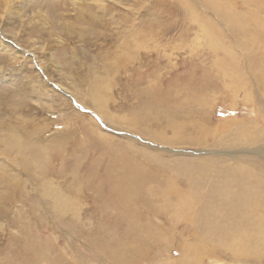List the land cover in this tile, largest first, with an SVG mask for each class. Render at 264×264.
<instances>
[{
    "label": "rangeland",
    "instance_id": "obj_1",
    "mask_svg": "<svg viewBox=\"0 0 264 264\" xmlns=\"http://www.w3.org/2000/svg\"><path fill=\"white\" fill-rule=\"evenodd\" d=\"M94 1L0 0V42L14 50L0 52V264H119V254L129 264L138 248L133 264H177L203 241L194 240L198 218L179 219V206L199 208L205 191L209 199L243 158L259 177L250 184H264V0H223L241 18L237 24L206 0H103L104 11ZM248 11L257 14L256 31ZM204 22L216 37L202 36ZM133 35L140 48L130 43ZM123 41L134 50L117 67ZM92 80L108 98L104 119L88 98ZM164 107L171 112L160 113ZM246 125L247 137L238 130ZM245 137L255 145L238 142ZM43 183L59 202L42 192ZM162 191L169 197L162 199Z\"/></svg>",
    "mask_w": 264,
    "mask_h": 264
},
{
    "label": "bare ground",
    "instance_id": "obj_2",
    "mask_svg": "<svg viewBox=\"0 0 264 264\" xmlns=\"http://www.w3.org/2000/svg\"><path fill=\"white\" fill-rule=\"evenodd\" d=\"M98 6V8L97 9H102L103 11L105 10L104 9V1L103 0H95L94 1ZM206 3L209 5V7L211 6V7H213V8H217L219 11H222L223 12V15L225 14L227 17V19H226V21H233V22H235L236 24L238 23V20L239 19H241V18H239L238 19V16H237V14L236 13H234V12H232L231 10H229V9H226L224 6H223V0H206ZM206 4V5H207ZM96 7V6H95ZM218 11V13H220ZM250 12H252V13H250L249 14V11H248V14L250 15L249 16V19H250V21H251V24H252V26H253V31H256V27H257V14L256 13H254L253 11H250ZM247 14V15H248ZM192 15V14H191ZM221 15V14H220ZM246 16V15H245ZM194 20H196V17L194 18L193 16H191ZM191 18V19H192ZM247 18V17H246ZM36 19V18H35ZM243 19V18H242ZM207 20V19H206ZM245 20V19H244ZM204 21V20H203ZM208 21V20H207ZM210 21V20H209ZM212 21V20H211ZM240 21V20H239ZM196 22V21H195ZM248 22V21H247ZM207 24V23H206ZM205 24V22L204 23H201L200 24V28H201V34H202V36L203 35H206V36H208V37H212V25L211 24H209V25H206ZM243 25H245V24H243ZM250 27V26H249ZM251 28V27H250ZM232 29V28H231ZM245 29H247V27H245ZM242 30V29H241ZM249 31H250V33H249V35H251V30L250 29H248ZM234 32V31H233ZM236 32H237V30H236ZM241 32V31H240ZM140 34V33H139ZM215 34V33H214ZM213 34V36H215L216 37V35H214ZM219 34V33H218ZM239 34V33H238ZM121 35V34H120ZM123 35V34H122ZM240 35V34H239ZM241 36V35H240ZM252 36V35H251ZM122 37V36H121ZM215 37H213V38H215ZM242 37V36H241ZM246 37V36H245ZM119 38V37H118ZM213 38H211V39H213ZM120 39V38H119ZM118 40V39H117ZM129 40V39H128ZM131 41H130V43H132V45H133V47L135 48V49H137V46H138V44H139V41H140V39L137 37V36H132L131 37V39H130ZM222 39H220V40H217L218 41V43H219V41H221ZM126 41V40H125ZM125 41H123L122 43H121V45L123 46V49L120 51V54H121V56L119 57V58H116V56H114L115 57V59H114V62L116 63V66L118 67L119 65L118 64H121V63H118L117 64V62H124V61H127L128 59L130 60V57H132L131 56V52H132V50H134V49H132L131 48V52H130V48L125 44ZM216 41V42H217ZM241 41V40H240ZM244 41V40H243ZM250 41V40H249ZM129 42V41H128ZM213 42L215 43V41L213 40ZM246 41H244V43H245ZM248 42V41H247ZM127 43V42H126ZM220 43H223V41L222 42H220ZM241 43V42H240ZM228 44V43H227ZM213 46H214V44H212ZM216 45V44H215ZM139 46H141V44L139 45ZM138 46V48H140ZM220 46V45H219ZM222 46H224V44H222ZM225 46H227V45H225ZM225 46H224V49H225ZM241 46V45H240ZM118 47V46H117ZM119 47H120V44H119ZM215 47V46H214ZM242 47H243V45H242ZM241 47V48H242ZM253 42L252 43H250L249 44V55L252 57H254V55H253ZM141 50V49H140ZM246 50V49H245ZM12 51H14L13 49H11V48H9V46L7 45V44H5V43H3V42H0V52H9V53H11ZM241 51V50H240ZM243 51V50H242ZM248 52H246V53H248ZM133 53V52H132ZM2 54V53H1ZM139 54H140V52H139ZM113 57V58H114ZM249 57V56H248ZM250 57V58H251ZM249 59V58H248ZM24 60L25 61H27L25 58H24ZM253 61V60H252ZM249 64V63H248ZM252 64H254V63H252ZM251 64V65H252ZM105 65V64H104ZM103 65V66H104ZM114 65V64H113ZM105 67V66H104ZM250 68V67H249ZM251 68H253V67H251ZM95 70L96 69H94V77L95 76H98L99 74H100V71L98 72H95ZM106 71V70H105ZM249 71H250V69H249ZM251 72H255V70L253 71V70H251ZM263 73H264V71H263ZM103 74V73H102ZM105 74H107V73H105ZM108 75V74H107ZM97 78H99V77H97ZM101 78V77H100ZM99 78V79H100ZM104 79V78H103ZM106 79V78H105ZM262 79L264 80V75L262 76ZM261 79V85L263 84V80ZM102 80V79H101ZM110 81H111V79H109ZM109 80H107V81H109ZM103 81H105V80H103ZM114 82V81H113ZM112 83V82H111ZM111 83H110V85H111ZM103 85V84H102ZM40 86V85H39ZM108 86V85H107ZM106 85L104 86V87H107ZM99 88H102V86L97 82V81H95V80H92V82L87 86V89H88V92H89V94H88V98L89 99H91V104L93 105V106H97V109H96V113H97V116L99 117V118H102V119H104V112H103V109H104V106H105V103H107L106 102V100H108V98L106 99V96L107 95H104V94H102V93H100V91H99ZM105 89V88H104ZM73 92H75L76 93V95L79 97V99L80 100H82V101H84V99H83V97H82V95H80V94H78L77 93V91L76 90H72ZM110 90H108V92H109ZM48 92H50V91H48ZM72 92V93H73ZM90 104V105H91ZM125 106V105H124ZM258 106H260L259 104H258ZM166 107V106H165ZM165 107H164V112H161V111H159L160 113H164V114H166L169 110H166V109H168V108H166L165 109ZM93 109V108H92ZM95 109V108H94ZM161 109V108H160ZM162 109H163V107H162ZM255 109H256V107H255ZM260 112L261 113H263V111H262V108L260 107ZM167 111V112H166ZM171 111H169V113H170ZM95 113V112H94ZM264 114V113H263ZM106 115V114H105ZM134 115V114H133ZM158 115H161V114H158ZM169 115V114H168ZM174 115H176V114H174ZM255 115V114H254ZM256 115H258L259 117H263V115L262 114H258V112H257V114ZM255 115V116H256ZM128 116V115H127ZM134 116H136V115H134ZM169 116H171V115H169ZM173 116V115H172ZM109 117H111V116H109ZM117 117V116H116ZM119 117V116H118ZM125 117V116H124ZM137 117V116H136ZM164 117V116H163ZM162 116H161V118H163ZM174 117V116H173ZM173 117H171V118H173ZM106 118V117H105ZM131 118H133L132 116H131ZM178 118H180V116L178 117ZM113 119L114 118H109V119H107V121L109 120V122L111 123V124H114L115 122L113 121ZM128 119V118H127ZM134 119V118H133ZM168 119V118H167ZM166 119V120H167ZM263 119H264V117H263ZM116 120V119H115ZM131 120V119H130ZM129 120V121H130ZM136 120V119H135ZM160 120V119H159ZM251 120H253V119H251ZM262 120V119H261ZM120 121H122V122H125L126 123V125H124V126H126V128H128V129H130V130H132L133 129V125H131L126 119H121ZM165 121V120H164ZM168 121H170V119L168 120ZM168 121H166V123H169ZM233 121H234V119H233ZM255 121V120H254ZM254 121H252L253 123H255ZM108 122V123H109ZM160 122H162V120L160 121ZM170 122H172V121H170ZM174 122V121H173ZM193 122V121H192ZM191 122V123H192ZM236 122H238V121H236ZM165 123V125L166 126H169V125H167ZM181 124H183L182 122H180ZM190 123V124H191ZM200 123V122H199ZM198 123V124H199ZM238 123H240L239 125L238 124H236V127H237V125L238 126H240L241 125V123H244V122H238ZM252 123V124H253ZM177 124H178V122H177ZM204 124V123H203ZM234 124V125H235ZM245 124V123H244ZM243 124V125H244ZM173 125V124H172ZM172 125H170L169 127H171ZM175 125V124H174ZM192 125V124H191ZM194 125V124H193ZM247 125H249V124H247ZM245 126V127H241L243 130H241L240 128L238 129L239 130V132H244L243 134H242V136H248L250 133H246V131H249V130H247V129H245L246 127H248V126ZM255 125H258L257 123H255ZM176 126V125H175ZM174 127V126H173ZM183 127V126H182ZM198 127H200V125L198 126ZM234 127V126H233ZM167 128V127H166ZM165 128V129H166ZM202 128V127H201ZM238 128V127H237ZM172 129V128H171ZM170 129V130H171ZM181 129V128H180ZM180 129L179 128H177L176 130H178V133H179V131H180ZM230 129H233L232 127H230ZM245 129V130H244ZM241 130V131H240ZM137 131V130H136ZM182 131H183V129H182ZM198 131V130H197ZM231 131V130H230ZM172 132V131H171ZM173 132H175V130L173 131ZM200 132V131H199ZM234 132H235V129H234V131H232V133H233V135L232 136H237L238 134H236V132H235V134H234ZM260 132H261V134H264V129H260ZM169 133H170V131H169ZM180 133H182L183 135L185 134V133H183V132H180ZM231 133V132H230ZM253 133V132H252ZM171 134V133H170ZM174 134V133H173ZM194 134V133H193ZM223 134H225V132H223ZM226 134H228L227 132H226ZM156 135V134H155ZM163 135V134H162ZM165 135V134H164ZM163 135V136H164ZM231 135V134H230ZM126 136V135H125ZM167 136V135H166ZM170 136V135H169ZM168 136V137H169ZM177 136V135H176ZM176 136H174V138L176 137ZM180 136V135H179ZM185 136V135H184ZM213 136H214V134H213ZM212 136V137H213ZM217 136V135H216ZM220 136V135H219ZM221 136H225V135H221ZM220 136V138H225V137H221ZM231 136V137H232ZM263 136V137H262ZM171 137V136H170ZM237 137H239V136H237ZM236 137V138H237ZM245 137V140L244 139H241V140H243L242 142H241V140H240V138H241V135H240V138H239V140H238V142H240L241 144L242 143H244V144H246V147H247V145H249L250 143H255L256 141H254V140H247V138ZM261 137H262V139L260 138V140H259V143L262 141V140H264V135H261ZM165 138V137H164ZM181 138H183V139H185L184 137H181ZM190 138V137H189ZM188 138V139H189ZM207 138H208V136H207ZM206 138V139H207ZM209 138H211L210 136H209ZM213 138H215V139H217L215 136L213 137ZM212 138V139H213ZM219 138V137H218ZM153 139V138H152ZM183 139H181V142H183ZM201 139H203L202 137H201ZM200 139V140H201ZM227 139H229L228 137H227ZM9 140V142H10V144L11 145H13V146H16L17 148H19V146H17V144H16V141H15V139H12V138H9L8 139ZM130 140V139H129ZM164 140H166V139H164ZM168 140V139H167ZM169 140H171V139H169ZM177 140H178V142H176V144L177 143H179V138H177ZM186 140H187V136H186ZM208 140V139H207ZM223 140V139H222ZM221 140V141H222ZM232 140L234 141V139L232 138ZM258 140V139H257ZM153 141H154V139H153ZM157 141V140H156ZM185 141V140H184ZM189 141H190V139H189ZM224 141V140H223ZM229 141V140H228ZM232 141V142H233ZM251 141H253V142H251ZM126 142H128L129 143V141L128 140H126ZM159 142H161V141H159ZM169 142V141H168ZM170 142H172V141H170ZM211 142H213L212 140H211ZM224 142H227L226 141V139H225V141ZM223 142V143H224ZM229 142H231V141H229ZM231 142V143H232ZM237 142V141H236ZM235 142V143H236ZM133 143V142H132ZM135 143V142H134ZM138 142H136V144H137ZM184 143V142H183ZM188 144L189 142H187V141H185V143L184 144ZM190 143H191V141H190ZM193 143V142H192ZM191 143V144H192ZM223 143H221V144H223ZM234 143V142H233ZM233 143L231 144L232 146H233ZM252 144V145H255V144ZM122 144H123V142H122ZM139 144V143H138ZM174 144V143H173ZM206 144V143H205ZM217 144V143H216ZM224 144H226V143H224ZM229 144V143H228ZM244 144H242V145H244ZM129 145H132L131 143H129L128 145H126V146H128V148L129 149H131L134 153H136L137 152V148L136 149H134V148H132V146H129ZM193 145H195V144H193ZM200 145V144H199ZM202 145V144H201ZM236 145V144H235ZM241 145V146H242ZM134 146H135V144H134ZM137 146V145H136ZM217 146V145H216ZM232 146H230V147H232ZM237 147V146H236ZM238 147H240V146H238ZM243 147H245V146H243ZM224 148L226 149V147L224 146ZM232 148H235L234 146L232 147ZM231 149V148H230ZM247 149V148H246ZM156 150V149H155ZM161 152V151H160ZM163 152V151H162ZM129 153V152H128ZM165 154V153H164ZM184 154V153H183ZM186 155H188L187 153H185L184 154V156H186ZM163 156V155H162ZM204 156V155H203ZM187 157V156H186ZM121 158V156L119 157V159ZM164 158V157H163ZM167 158V157H166ZM170 158V157H169ZM189 158V157H188ZM229 157H227V159H228ZM171 159H172V157H171ZM171 159H169L170 160V162H172L171 161ZM246 159V158H245ZM168 160V161H169ZM244 162H238V163H236V165H235V163L233 162V170H235V173H234V171L232 170V167L230 166V169L233 171V172H231V171H229V170H227L228 172L224 175V176H222V177H220L218 180H217V182L214 184V186H215V188L214 189H211L210 190V198L208 199V198H204L203 196H205V193L207 194L206 196H208L209 194L205 191V193H204V195L201 197L202 199L201 200H199V202H200V204H198V205H200L199 206V208L198 207H195L194 208V206H193V210H190V207L192 208V206H189L190 204H188L186 201V203H187V207L186 208H184V209H187V210H189V211H185L184 209H183V207L184 206H179V208H178V217H179V219H181V218H184V219H196V218H198V221H194L193 222V225H194V228H195V226L196 225H198V230L195 228V230H196V234H194L195 235V239L194 240H196L197 238H202L203 239V241H202V247H199V243L200 242H198V243H196L195 245H194V252H191V250L189 249L187 252H186V254H184V257L182 256V258H181V260H179L178 261V263L177 264H240V263H243V264H256V262L257 263H260V262H262V260H264V184H262V183H258V184H254L253 186L250 184V182H252V184H253V178H259V177H257V176H254V174L252 173L253 171H252V169L251 168H253V165L252 164H249L248 162H246L245 160H244V158L242 159ZM121 161H123V160H121ZM138 161V160H137ZM164 161V160H163ZM230 161H234V159L232 160H230ZM239 161V160H238ZM195 162V161H194ZM236 162V161H235ZM168 163V162H167ZM175 163H177V162H175ZM174 163V164H175ZM230 163V162H229ZM170 164V163H169ZM180 164V163H179ZM178 165V164H177ZM202 166H204V164H201ZM226 165V164H225ZM235 165V166H234ZM251 165V167H249ZM189 166H190V164H189ZM212 165H210V167H211ZM228 166V165H227ZM241 166V167H240ZM261 166V165H260ZM259 166V167H260ZM170 167H171V165H170ZM180 167H182L181 166V164H180ZM196 167H198L197 165H192V163H191V166H190V168H196ZM217 167H219V166H217ZM216 167V169H218ZM225 167V166H224ZM247 167V168H246ZM189 168V167H188ZM213 168H214V166H213ZM228 168V167H227ZM246 170V171H244V169ZM138 168L136 167V166H134V167H132V172H133V174L136 176L137 175V173H138V170H137ZM182 169H185V168H183L182 167ZM221 169H222V167H221ZM220 168H219V170L220 171H222ZM229 169V168H228ZM256 169H258V168H256ZM128 170V168H120V171L121 172H126ZM169 170H170V168H169ZM210 170V169H209ZM215 170V169H214ZM226 170V169H225ZM171 171V170H170ZM177 171V170H176ZM175 171V172H176ZM192 171V170H191ZM216 171V170H215ZM223 171H224V169H223ZM262 172H264V167H262V171H261V173ZM174 172H171V173H169L170 174V176H172V174H173ZM177 173V172H176ZM180 173V172H179ZM179 173H177V174H179ZM186 173V172H185ZM185 173L183 174V175H185ZM192 173V172H191ZM217 173V172H216ZM242 173H244V174H242ZM187 175L189 174V173H186ZM241 174V175H240ZM176 175V174H175ZM180 175H181V173H180ZM180 175H178L177 177H179V178H181V176ZM219 175V173H217V176ZM222 175V174H221ZM242 175H244L245 176V180H246V183H245V185L244 186H242V185H240L239 184V177L240 176H242ZM191 176V175H190ZM149 176H146V179L148 178ZM167 177V176H166ZM169 177V176H168ZM167 177V178H168ZM176 177V178H177ZM211 177H212V179H214V177L215 176H213V173H211ZM178 178V179H179ZM241 178V177H240ZM166 179V178H165ZM177 179V180H178ZM185 179V178H184ZM126 180H127V178H126ZM126 180H123L125 183H127V185H128V182L126 181ZM167 180V179H166ZM168 180H170V177H169V179ZM176 180V179H175ZM177 180H176V183H178L179 182V180H178V182H177ZM196 180V179H195ZM2 180H1V178H0V184L1 183H3V182H1ZM130 181V180H129ZM132 181V180H131ZM159 181V180H158ZM161 181V180H160ZM159 181V182H160ZM171 181V180H170ZM207 181V180H206ZM235 182H236V184H235ZM41 183V182H40ZM132 183V182H131ZM130 183V184H131ZM204 183V182H203ZM206 183H204V185H205ZM140 185V184H139ZM212 185V184H211ZM150 186V185H149ZM252 186V187H251ZM52 187V186H51ZM152 187V186H151ZM167 187V186H166ZM52 188H54V187H52ZM159 188V187H158ZM165 188V187H164ZM172 188V187H171ZM188 188V187H187ZM190 188V187H189ZM212 188V187H211ZM41 189H42V192H44V194H46L48 197H49V199H50V201L52 200L54 203H57V202H59L60 200H61V195L60 196H58L57 194H50V190L46 187V184L45 183H43V184H41ZM123 189V188H122ZM161 190H163V189H161ZM165 190H166V188H165ZM175 190V189H174ZM176 190H179V189H177L176 188ZM175 190V191H176ZM217 190V192H215ZM129 191V190H128ZM172 191V190H171ZM122 192V191H121ZM130 193V192H129ZM133 193V192H132ZM161 193V192H160ZM169 193V192H168ZM175 193V192H174ZM177 193V192H176ZM179 193V192H178ZM215 193H217L216 195H215ZM123 194V193H122ZM135 194V193H134ZM150 194V193H149ZM165 194V195H164ZM42 195V194H41ZM131 195V194H130ZM130 195H128V196H130ZM154 195V194H153ZM162 196H163V198L160 196V197H158V198H160V201H161V198L162 199H165L164 197L165 196H167L168 194H166V193H163V191H162V194H161ZM177 195V194H176ZM175 195V196H176ZM188 195V194H187ZM186 195V196H187ZM132 196V195H131ZM135 196H136V194H135ZM140 196V195H139ZM158 196V195H157ZM178 196V195H177ZM176 196V197H177ZM180 197H181V195H179ZM205 196V197H206ZM213 196H216L215 197V199L213 200ZM42 197V196H41ZM46 197V196H45ZM122 197H124V196H122ZM147 196H145V198H146ZM148 197H149V195H148ZM167 197H169V196H167ZM176 197H175V199H176ZM195 197V196H194ZM197 198H198V196H196ZM115 198V197H114ZM119 198V197H118ZM126 198V197H125ZM136 198H138V196H136ZM140 198V197H139ZM143 198V197H142ZM153 198V197H152ZM44 199H46V198H44ZM119 199H122L121 197L119 198ZM149 199H150V197H149ZM148 199V200H149ZM156 199H157V197H156ZM167 199V198H166ZM169 199H172V197L171 198H169ZM183 199V198H182ZM182 199H181V201L180 202H182ZM186 199H189L190 200V198H186ZM208 199V200H207ZM144 200V199H143ZM142 200V201H143ZM151 200V199H150ZM177 200V199H176ZM47 201H49L48 200V198H47ZM120 201V200H119ZM133 201V200H132ZM151 201H153V200H151ZM160 201L158 202V203H160ZM178 201V200H177ZM223 201H225L226 203H223ZM141 202V201H140ZM144 202V201H143ZM142 202V203H143ZM155 202H157L156 200H155ZM166 202H169V201H166ZM184 202V201H183ZM183 202H182V205H184L183 204ZM120 203V202H119ZM125 203V202H124ZM130 203V202H129ZM150 203H153V202H150ZM170 203H171V201H170ZM177 203V202H176ZM169 204V203H168ZM172 204H173V201H172ZM172 204L170 205V206H172ZM194 204H196V203H194ZM126 205V204H125ZM124 204H123V206H125ZM153 205V204H152ZM179 205H181V204H179ZM61 206H62V211L64 210V208H65V204H61V205H59V211L61 212ZM158 206L160 207V205L158 204ZM130 207V206H129ZM165 207V206H164ZM173 207H175V206H173ZM122 208H124V207H122ZM161 208V207H160ZM159 208V209H160ZM125 209H126V207H125ZM147 209V208H146ZM149 209V208H148ZM158 209V208H157ZM128 210V209H127ZM162 210H163V212H165L164 210L165 209H163V207H162ZM122 211H123V209H122ZM131 211V210H130ZM155 211V210H154ZM191 211H193V212H191ZM158 212V211H157ZM163 212H160V213H162L163 214ZM166 212H167V210H166ZM128 213V212H127ZM133 213V212H132ZM137 213V212H136ZM159 213V212H158ZM176 213V212H175ZM172 214V213H171ZM164 215H166V214H164ZM170 215V214H169ZM175 215H177V214H175ZM173 216H174V214H173ZM177 217V216H176ZM175 216H174V218H176ZM177 219V218H176ZM175 219V220H176ZM174 221V220H173ZM187 226V225H186ZM146 229H148V231H147V233L146 234H148L149 233V228L147 227ZM142 230H140V232H141ZM191 231V230H190ZM145 232H146V230H145ZM150 232H152V230L150 231ZM154 233V232H153ZM249 233H253L254 234V236H249ZM142 235V233L141 234H137V236L135 237L136 239L139 237V236H141ZM149 235V234H148ZM156 235V234H155ZM152 236V235H151ZM138 240H140L139 238H138ZM193 240V239H192ZM162 243V242H161ZM168 243V242H167ZM163 244H164V242H163ZM169 244V243H168ZM141 245H144V244H141ZM141 245H140V247H141ZM217 245V246H216ZM159 246H161V245H159ZM139 249V248H138ZM138 249H137V251L134 253V255H133V257L130 259V261H129V264H133V262H134V260H135V258L138 256V254H136L137 252H138ZM147 249V248H146ZM184 249V248H183ZM141 251V250H140ZM162 251V250H161ZM142 252V251H141ZM160 253H162V252H160ZM171 253V252H170ZM169 253V254H170ZM180 255H182L181 253H179ZM179 257V256H178ZM222 257H224L228 262H224L223 260H222ZM143 259V258H142ZM159 259V258H158ZM167 259V258H166ZM169 259V258H168ZM174 259V258H173ZM116 260L118 261V263L119 264H123V256L121 255V254H119V255H117L116 256ZM138 260V259H137ZM141 260V259H140ZM170 260V259H169ZM172 260V259H171ZM139 261V260H138ZM137 261V262H138ZM137 262H136V264H137ZM157 262V261H156ZM173 262H175V261H173ZM170 263V262H169ZM157 264H158V262H157Z\"/></svg>",
    "mask_w": 264,
    "mask_h": 264
}]
</instances>
